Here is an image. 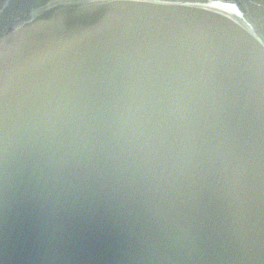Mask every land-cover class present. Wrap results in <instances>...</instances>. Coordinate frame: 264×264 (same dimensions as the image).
<instances>
[{
	"label": "water",
	"instance_id": "water-1",
	"mask_svg": "<svg viewBox=\"0 0 264 264\" xmlns=\"http://www.w3.org/2000/svg\"><path fill=\"white\" fill-rule=\"evenodd\" d=\"M0 264H264V0H0Z\"/></svg>",
	"mask_w": 264,
	"mask_h": 264
}]
</instances>
